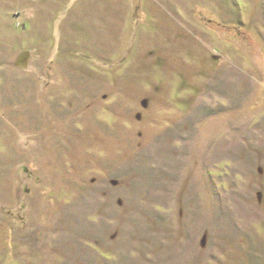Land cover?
I'll return each instance as SVG.
<instances>
[{"label": "rangeland", "instance_id": "1", "mask_svg": "<svg viewBox=\"0 0 264 264\" xmlns=\"http://www.w3.org/2000/svg\"><path fill=\"white\" fill-rule=\"evenodd\" d=\"M0 264H264V0H0Z\"/></svg>", "mask_w": 264, "mask_h": 264}]
</instances>
